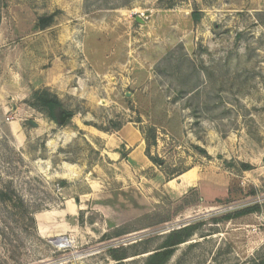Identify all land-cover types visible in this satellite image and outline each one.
<instances>
[{
    "label": "rangeland",
    "instance_id": "374dc122",
    "mask_svg": "<svg viewBox=\"0 0 264 264\" xmlns=\"http://www.w3.org/2000/svg\"><path fill=\"white\" fill-rule=\"evenodd\" d=\"M125 125L163 168L108 158ZM194 225L168 264H264V0H0V264H144Z\"/></svg>",
    "mask_w": 264,
    "mask_h": 264
},
{
    "label": "trees",
    "instance_id": "16d2710c",
    "mask_svg": "<svg viewBox=\"0 0 264 264\" xmlns=\"http://www.w3.org/2000/svg\"><path fill=\"white\" fill-rule=\"evenodd\" d=\"M193 16L196 19V21L200 20L199 15L194 14ZM52 21H53V17L41 18L39 21L40 29L45 30L51 25ZM32 99L35 100V103L33 105L34 108L38 109L41 113L46 114L47 117L52 121L58 123L60 116L59 114L63 109V103L60 101L58 97L51 94L48 90H44V91L35 92ZM120 129L121 128H117V127L115 128L116 131H119ZM142 135L144 136L147 144V150H146L147 157L154 165L163 168L165 164L164 161L158 157H153L150 154V149L153 146H156L157 144V131L155 129H150L147 132H142ZM196 149L201 151L203 155L208 157L207 153L204 150H201L199 147H196ZM185 172L179 173L177 175L173 174L171 175L172 177L170 176L168 178L172 180L176 176L179 177L183 175ZM255 195H256V190L253 189L251 194H249V196H255ZM259 210H260L259 206L250 207L240 212H237L234 215L231 214L227 215L223 219L231 220L233 218L254 214L256 212H259ZM196 230H197V226L194 225V226H187L170 232L165 237L160 247L157 250L153 251L148 256L144 264H168L172 259V257L174 256L176 248L188 242V240L191 237H193ZM130 233H132V231L129 230L128 227H122L113 231L110 236L111 238H118L124 235H128ZM111 257L117 262V264H124V261L129 258L128 249H124V248L115 249L111 252Z\"/></svg>",
    "mask_w": 264,
    "mask_h": 264
},
{
    "label": "crops",
    "instance_id": "0c3cea01",
    "mask_svg": "<svg viewBox=\"0 0 264 264\" xmlns=\"http://www.w3.org/2000/svg\"><path fill=\"white\" fill-rule=\"evenodd\" d=\"M76 126L80 130H87L91 134H96V136L101 139L105 138V134H103L102 132L94 133L95 131L89 128L83 129L81 126L85 128L86 126L78 125V123L76 124ZM105 140H107L106 147L109 149V152H107L106 154L111 161H122L120 166H126V163H129L128 167H130L133 171L135 169L143 170L147 168L149 159L146 155V144L144 142L143 135L138 128H135L134 126L130 125H125L115 134L107 136V139ZM121 147H125L126 151H123V149L121 150ZM188 174L191 176V179L189 178L187 181H184L183 178L187 177ZM196 180V173H194L191 169L186 171L183 175L179 177V182L181 183V185L178 190L180 191L182 189L188 190L196 188V184L198 182ZM66 208V211L68 212L66 215L58 214L57 216L67 217V219H70V217H75L77 212L79 211V209L72 203H70Z\"/></svg>",
    "mask_w": 264,
    "mask_h": 264
},
{
    "label": "water",
    "instance_id": "95a60500",
    "mask_svg": "<svg viewBox=\"0 0 264 264\" xmlns=\"http://www.w3.org/2000/svg\"><path fill=\"white\" fill-rule=\"evenodd\" d=\"M69 116H70V115H65V116L62 118V121H61L62 124L65 123L66 119H68ZM28 124H29L30 126H32V127H35V128L38 127V124H37L36 122H34V121H29Z\"/></svg>",
    "mask_w": 264,
    "mask_h": 264
},
{
    "label": "bare ground",
    "instance_id": "6f19581e",
    "mask_svg": "<svg viewBox=\"0 0 264 264\" xmlns=\"http://www.w3.org/2000/svg\"><path fill=\"white\" fill-rule=\"evenodd\" d=\"M58 242H60L58 245H67L68 244V242L66 243L65 241H63V240H60V241H58Z\"/></svg>",
    "mask_w": 264,
    "mask_h": 264
}]
</instances>
